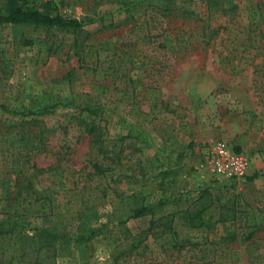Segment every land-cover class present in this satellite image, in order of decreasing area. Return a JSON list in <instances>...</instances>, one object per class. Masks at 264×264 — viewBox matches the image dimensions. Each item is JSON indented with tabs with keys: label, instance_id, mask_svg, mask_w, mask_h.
Segmentation results:
<instances>
[{
	"label": "rangeland",
	"instance_id": "1",
	"mask_svg": "<svg viewBox=\"0 0 264 264\" xmlns=\"http://www.w3.org/2000/svg\"><path fill=\"white\" fill-rule=\"evenodd\" d=\"M51 1L81 26L0 25V259L264 264V0ZM217 140L245 176L202 171Z\"/></svg>",
	"mask_w": 264,
	"mask_h": 264
},
{
	"label": "trees",
	"instance_id": "2",
	"mask_svg": "<svg viewBox=\"0 0 264 264\" xmlns=\"http://www.w3.org/2000/svg\"><path fill=\"white\" fill-rule=\"evenodd\" d=\"M1 1V0H0ZM0 4V25L4 23L9 24H24L34 23L46 25L49 27L58 28H78L81 23L75 19H63L59 15H52L51 11L53 8V2L47 0L40 5V8L24 7L19 3L18 0H2ZM166 14H169V10H166ZM94 172L99 173L101 171L100 165H93ZM19 185L18 179H15L12 188H7L0 192V207L4 217L0 219V238L11 237L13 229L15 228L16 219L18 217V210L12 207V202L21 197L20 187L15 190L16 186ZM25 188V187H24ZM23 200V199H22ZM1 202L5 203V206H1ZM139 211L138 213H140ZM46 232L45 230L42 231ZM47 234V233H46ZM92 234V233H91ZM23 253H27L25 248L22 247ZM14 255L7 256L5 259L8 264H12ZM0 264H5L0 259Z\"/></svg>",
	"mask_w": 264,
	"mask_h": 264
},
{
	"label": "built area",
	"instance_id": "3",
	"mask_svg": "<svg viewBox=\"0 0 264 264\" xmlns=\"http://www.w3.org/2000/svg\"><path fill=\"white\" fill-rule=\"evenodd\" d=\"M200 168L216 181L230 182L247 174L250 161L243 153L234 151L226 141L217 140Z\"/></svg>",
	"mask_w": 264,
	"mask_h": 264
}]
</instances>
